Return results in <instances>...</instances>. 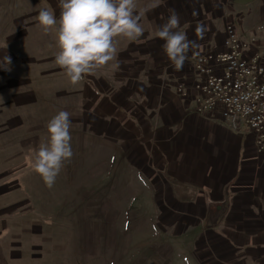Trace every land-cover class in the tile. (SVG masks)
I'll return each mask as SVG.
<instances>
[{
	"label": "rangeland",
	"instance_id": "rangeland-1",
	"mask_svg": "<svg viewBox=\"0 0 264 264\" xmlns=\"http://www.w3.org/2000/svg\"><path fill=\"white\" fill-rule=\"evenodd\" d=\"M44 8L59 19L60 0H0V58L11 57L0 63V126L20 116L0 134V264H204L186 222L166 211L124 138L104 127L108 88L98 98V77L73 85L55 62L56 30L36 20ZM62 110L73 156L48 187L30 158Z\"/></svg>",
	"mask_w": 264,
	"mask_h": 264
},
{
	"label": "crops",
	"instance_id": "crops-1",
	"mask_svg": "<svg viewBox=\"0 0 264 264\" xmlns=\"http://www.w3.org/2000/svg\"><path fill=\"white\" fill-rule=\"evenodd\" d=\"M152 5L141 18L140 39L117 38L120 70L102 67L88 75L98 77V98L101 86L109 91L101 107L109 111L104 127L124 138L131 160L151 177L166 211L186 222L204 264H264V144L257 147L242 119L224 117L219 105L208 103L197 90L200 77L194 70L199 57L224 50L231 24L264 64V31H257L264 24V0H139L138 9ZM169 9L181 17L180 31L198 45L181 71L154 35ZM198 24L204 26L203 39ZM106 69L113 72L108 78L102 74ZM3 112L0 108L1 118ZM19 118L1 124L0 134ZM4 152L2 143L0 158Z\"/></svg>",
	"mask_w": 264,
	"mask_h": 264
},
{
	"label": "clouds",
	"instance_id": "clouds-1",
	"mask_svg": "<svg viewBox=\"0 0 264 264\" xmlns=\"http://www.w3.org/2000/svg\"><path fill=\"white\" fill-rule=\"evenodd\" d=\"M139 0H60L59 19L53 10L41 9L36 17L45 33L56 30V45L59 51L55 62L75 85L102 67L119 71L121 61L117 59V38L130 41L144 34L141 18L151 7L138 9ZM181 17L175 9L162 25L154 28V35L164 41L163 51L177 71H181L188 53L197 47L195 40L180 31ZM204 26L198 24L196 32L203 39ZM0 63L10 65L11 57L5 55ZM3 98L0 97V100ZM68 111H59L47 125L48 142L41 144L30 158L32 169L41 176L48 187L55 184L66 161L73 156L71 146V120Z\"/></svg>",
	"mask_w": 264,
	"mask_h": 264
},
{
	"label": "built area",
	"instance_id": "built-area-1",
	"mask_svg": "<svg viewBox=\"0 0 264 264\" xmlns=\"http://www.w3.org/2000/svg\"><path fill=\"white\" fill-rule=\"evenodd\" d=\"M224 50L206 53L194 63L200 77L198 92L219 105L224 117L242 119L258 148L264 144V65L250 53L249 44L231 26L226 28ZM264 31V24L257 29ZM184 95V89L178 87Z\"/></svg>",
	"mask_w": 264,
	"mask_h": 264
}]
</instances>
